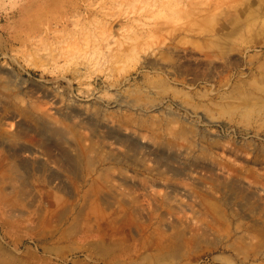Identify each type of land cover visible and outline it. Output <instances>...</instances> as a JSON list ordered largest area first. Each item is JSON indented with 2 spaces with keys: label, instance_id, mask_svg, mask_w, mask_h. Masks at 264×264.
Returning a JSON list of instances; mask_svg holds the SVG:
<instances>
[{
  "label": "rangeland",
  "instance_id": "rangeland-1",
  "mask_svg": "<svg viewBox=\"0 0 264 264\" xmlns=\"http://www.w3.org/2000/svg\"><path fill=\"white\" fill-rule=\"evenodd\" d=\"M0 264H264V0H0Z\"/></svg>",
  "mask_w": 264,
  "mask_h": 264
}]
</instances>
